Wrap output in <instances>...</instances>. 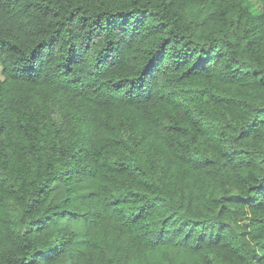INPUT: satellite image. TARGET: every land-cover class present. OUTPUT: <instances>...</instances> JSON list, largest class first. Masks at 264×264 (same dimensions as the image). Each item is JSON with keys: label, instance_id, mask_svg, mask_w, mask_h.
I'll use <instances>...</instances> for the list:
<instances>
[{"label": "trees", "instance_id": "1", "mask_svg": "<svg viewBox=\"0 0 264 264\" xmlns=\"http://www.w3.org/2000/svg\"><path fill=\"white\" fill-rule=\"evenodd\" d=\"M259 1L0 0V264H264Z\"/></svg>", "mask_w": 264, "mask_h": 264}, {"label": "rangeland", "instance_id": "2", "mask_svg": "<svg viewBox=\"0 0 264 264\" xmlns=\"http://www.w3.org/2000/svg\"><path fill=\"white\" fill-rule=\"evenodd\" d=\"M244 2L246 4H248L251 8V10L255 13L259 12L260 11V8H261V4H260V1L259 0H244ZM0 70H1V66H0ZM0 77H1V72H0ZM55 110V113H54V118L58 119V113Z\"/></svg>", "mask_w": 264, "mask_h": 264}]
</instances>
